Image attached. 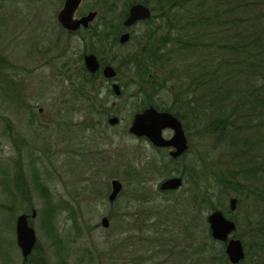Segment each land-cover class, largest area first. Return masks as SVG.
Wrapping results in <instances>:
<instances>
[{
	"label": "rangeland",
	"instance_id": "rangeland-1",
	"mask_svg": "<svg viewBox=\"0 0 264 264\" xmlns=\"http://www.w3.org/2000/svg\"><path fill=\"white\" fill-rule=\"evenodd\" d=\"M99 1L81 0L75 17ZM62 3L0 0V53L13 64L3 69L6 81L0 83V264H21L15 238V220L20 213L29 215L28 224L35 230L36 243L30 258L38 264H192V259L198 257L194 248L202 242L203 230L208 226L203 219L214 209L203 211V217L199 211L188 212L189 222L197 219L199 223L194 239L193 232L184 236L185 230L182 234L177 231L179 215L173 207L184 208V200L198 190L197 184L201 185L199 180L195 184L196 177L192 181L193 174H197L195 167L205 159L225 160L226 150L213 148L212 139L203 136L201 124L191 116H187L186 128L184 125L189 149L174 161L167 150L156 149L146 139L127 132L133 114L146 104L125 66L127 53L136 48L134 40L114 46L107 54V58L121 63L117 82L129 81L127 86L121 85L124 94L116 97L109 81H97L102 87L98 97L106 101L108 114L100 118L86 112L88 107L73 97L72 89L65 90L68 81L61 76L64 70L60 62L70 54L49 62L44 53L55 43L57 51H73L69 59L75 61L87 49L77 37L66 41L58 28L41 22L55 18ZM123 3L117 2L115 14ZM147 28L146 23H138L133 26L134 34L139 37ZM170 99L165 90L150 96L158 103L169 104ZM39 109L45 120L52 122L34 131L27 118ZM113 115L119 119L110 125L107 119ZM7 124L18 126L20 130L16 126L13 129L24 136L25 148L13 147L7 138ZM170 133L169 129L163 131L166 137ZM37 135L38 141L34 140ZM29 142L39 149L26 147ZM260 146L257 153L264 157V146ZM171 175H181L182 186L170 194L160 191L159 182ZM114 177L122 182V191L110 203L107 195ZM211 192L214 203L219 201L223 206L217 209L230 219L238 217L236 231L231 234L236 237L245 229L243 216L249 201L237 203L230 211L229 199L237 196L228 191L218 195L215 188ZM104 216L109 222L107 227L100 224ZM169 222L175 224L173 230ZM170 237L179 244L173 247L168 242ZM58 238L64 240L63 258ZM183 247L186 255L181 251ZM178 252L182 258H177Z\"/></svg>",
	"mask_w": 264,
	"mask_h": 264
},
{
	"label": "trees",
	"instance_id": "trees-1",
	"mask_svg": "<svg viewBox=\"0 0 264 264\" xmlns=\"http://www.w3.org/2000/svg\"><path fill=\"white\" fill-rule=\"evenodd\" d=\"M118 1L100 0L91 9L98 11L97 18L115 19L119 29L132 3L146 4L153 13L145 22L148 28L141 36L132 32L130 40L136 42V48L125 58L136 92L146 101L138 111L152 104L177 115L185 128L187 116H191L201 124L203 136L212 139L213 148L226 150L225 160L205 159L195 167L198 175L194 173L192 181L196 177L195 184L199 180L201 185L197 184L198 190L184 200L185 209L173 207L179 215L177 231L182 234L185 230L184 236L193 232L195 239L199 223L195 218L191 224L188 212L199 211L201 217L206 209L222 206L219 201L214 203L213 188L218 195L227 191L234 193L238 204L249 201L243 216L245 229L236 235L243 243L245 257L237 264H264V157L257 153L258 146H264V0H124V7L115 14ZM156 20L160 22L154 26ZM117 37L118 33L111 38L113 44L117 43ZM83 38L90 39L87 52L100 55L102 61V53L109 54L105 46L108 36L104 31H95ZM94 41L99 48L93 46ZM81 60L79 55L77 62ZM65 62L60 67L66 66ZM115 65L118 80L121 63ZM5 66L13 67V64L0 53L1 84ZM61 76L73 81L72 95L84 102V108L88 107L84 109L86 112L98 114L100 118L108 114L104 107L106 101L98 97L102 87L96 82L104 80L99 71L91 74L81 65L78 69H67ZM128 82L120 81V85L127 86ZM162 90L171 98L169 104L150 100L151 95ZM123 94L124 89L120 96ZM231 219L237 228L238 217ZM46 221L50 223L49 219ZM203 222L206 224V218ZM169 225L173 230L175 224L169 222ZM57 241L63 258L64 240ZM168 242L173 247L179 244L174 237ZM218 243L222 246L217 247ZM199 245L194 248L198 257L192 259V264H232L224 243L211 237L208 226ZM181 251L187 254L184 247ZM178 255L177 258H182L179 252Z\"/></svg>",
	"mask_w": 264,
	"mask_h": 264
},
{
	"label": "water",
	"instance_id": "water-1",
	"mask_svg": "<svg viewBox=\"0 0 264 264\" xmlns=\"http://www.w3.org/2000/svg\"><path fill=\"white\" fill-rule=\"evenodd\" d=\"M81 0H65L63 7L58 13V20L63 27L67 29H75L79 25L86 26L92 21L96 15V11H89L79 18H75L74 14ZM152 12L150 8L143 3H133L128 9L127 16L123 21L125 26H131L138 20L150 18ZM129 33L121 35L120 40L124 42L128 39ZM85 67L91 73L96 72L99 67L97 57L93 53H88L84 56ZM102 74L105 78L111 79L113 94L120 96V86L115 80L116 70L111 65H106ZM118 117L113 115L107 119V123L114 125L118 121ZM172 130V135L165 138L162 135L163 130ZM128 132L139 137H145L154 146L172 148L169 155L172 158L181 156L188 149V140L185 135L182 122L172 113L167 111H159L153 106L144 108L141 112L133 115ZM183 180L180 176H174L164 180L159 188L160 190L178 189L182 186ZM121 189V184L117 179L111 181V192L108 196V201L113 202ZM237 198L229 199L231 210L236 207ZM32 217L35 216V210L32 212ZM29 215L21 213L17 216L15 223L16 243L21 250V253L26 257L31 251L36 242V234L33 227L28 224ZM207 223L210 235L216 241L225 243V253L228 260L232 264L239 263L245 257V250L241 239L232 236L231 234L236 229L235 222L226 217L220 209H214L207 215ZM109 224L107 217L101 218V225L107 227Z\"/></svg>",
	"mask_w": 264,
	"mask_h": 264
},
{
	"label": "flooded vegetation",
	"instance_id": "flooded-vegetation-1",
	"mask_svg": "<svg viewBox=\"0 0 264 264\" xmlns=\"http://www.w3.org/2000/svg\"><path fill=\"white\" fill-rule=\"evenodd\" d=\"M64 2H65V0H63V3H62V6L60 7V9L63 7V5H64ZM81 3V2H80ZM135 3H140V2H135ZM133 4V3H132ZM131 4V5H132ZM80 5V4H79ZM146 5V4H145ZM148 6V5H147ZM130 7V6H129ZM149 7V6H148ZM78 8H79V6H78ZM78 8L76 9V11H75V13L77 12V10H78ZM150 8V7H149ZM60 9L56 12V14H55V18H53V19H49V20H41V22L42 23H44L45 25H47V26H52V27H55V28H58V30H59V33H61L62 35H64L65 36V38H66V41L67 40H69L71 37H77L78 39H79V41H81V43L82 44H84V45H86L87 46V49H89L90 47H91V44H90V41L88 40L87 41V39L85 38H83V37H89V34H91V33H93V32H95V31H97V32H100V31H104L105 32V34L107 33V36H108V38H107V41L109 42V43H107V41H106V43H105V46H106V48L107 49H109V52L108 53H110V51H111V49L114 47V46H120V45H123L124 43H126V42H128V41H130V39H131V36H132V32H133V34H134V30H133V26H135L136 24H138V23H145L148 19H150V18H148V19H145V20H138L137 22H135L134 24H132L131 26H125L124 24H123V21L125 20V18L122 20V22H121V28L119 29V27L117 26V21L115 20V19H101V18H97V15H98V11L96 10V9H90V10H88L87 12H89V11H96L97 12V15H96V17L92 20V21H90L86 26H83V25H79L78 27H76L75 29H67V28H65V27H63L62 26V24L60 23V21L58 20V13H59V11H60ZM129 9V8H128ZM151 10V9H150ZM86 12V13H87ZM152 12V11H151ZM86 13H83L82 15H85ZM128 13V12H127ZM82 15H80V16H78V17H75V14H74V17L75 18H79V17H81ZM127 16V15H126ZM94 21H96V22H94ZM118 33V37H117V43H115V44H113L112 43V41H111V38L114 36V35H116ZM124 33H129V37H128V39L126 40V41H124V42H121V40H120V37H121V35L122 34H124ZM135 35V34H134ZM84 40H86V42L84 41ZM54 44V45H53ZM53 44H51L50 45V48L49 49H47L46 51H44V53H45V55H48V56H46L48 59H49V62L50 61H52V60H57V61H59L58 60V58H63V57H65V55L68 53V54H70V56L69 57H71V55H72V53H73V51H67V52H64L65 50H62L61 52L60 51H57V49H56V45H55V43H53ZM68 45H66V47H67ZM93 46L95 47V48H99V44L96 42V41H94V43H93ZM69 47H71V45L69 44V46H68V50L70 49ZM55 48V49H54ZM86 49V50H87ZM88 53H93V52H87V51H84L83 53H81V54H79V55H81L82 56V60H81V62H77V60H75V61H73V60H69L68 61V58L69 57H67V59H65L64 61H66L65 63H67V65L66 66H62L60 69H63L64 70V74L66 73V70L67 69H69V71L73 68V67H75V69H78V67H80L81 65L82 66H84L85 67V63H84V56L86 55V54H88ZM96 57H97V60H98V62H99V67H98V69L96 70V72H98L99 71V73H101V75H102V77H103V79L104 80H107V81H109L110 82V87H111V89H112V80L111 79H107V78H105L104 76H103V74H102V70H103V68L106 66V65H111V66H113L114 68H115V70H116V65H115V63H117L114 59L113 60H111V58L109 59V58H107V57H104L105 55H107V54H105V53H102V57H103V61L101 60V56L100 55H97V54H95V53H93ZM78 55V56H79ZM63 62V61H62ZM62 62L60 63V64H62ZM64 63V64H65ZM7 66H5L4 67V69H7L6 68ZM86 68V67H85ZM86 70H87V68H86ZM88 71V70H87ZM89 73H91L90 71H88ZM96 72H94V73H96ZM7 72H3L2 74H6ZM94 73H91V74H94ZM6 77V76H5ZM3 78V76H2V79H3V81H2V83L4 84L5 83V81L4 80H6V78ZM116 77H117V70H116ZM116 77H115V80H116ZM117 81V80H116ZM72 83H73V81L72 80H68V86H66V88H65V90H67V89H69L70 87H71V85H72ZM118 84H119V86H120V92L122 91V88H121V85H120V83L118 82ZM120 95H121V93H120ZM148 106H153V107H155L154 105H152V104H149ZM147 106V107H148ZM147 107H145V108H147ZM156 108V107H155ZM144 109V108H143ZM142 109V110H143ZM157 110H159V111H167V110H160V109H158V108H156ZM42 109H39V113H36V114H30L29 115V117L27 118V119H29V124L31 123L33 126H34V131H37V130H40L38 127H41V128H43V127H46L45 125H49V123H51L52 122V120H45V116H43V114L41 113L42 111H41ZM141 110V111H142ZM141 111H137V112H141ZM137 112H135V113H137ZM167 112H170V111H167ZM134 113V114H135ZM170 113H172V112H170ZM133 114V115H134ZM173 115H175L174 113H172ZM181 122H182V126H183V129H184V132H185V128H184V123H183V120L182 119H180L177 115H175ZM133 118V117H132ZM9 121V120H8ZM16 126V125H15ZM15 126H13L12 124L10 125V124H7V127H8V129H7V138L11 141V143H12V145H13V147L15 148V149H17V150H20V149H22V148H25V138H24V136H22L21 135V133L19 132V131H15L14 129H13V127H15ZM11 128V129H10ZM16 128L17 129H19L18 128V126H16ZM20 130V129H19ZM166 130V129H165ZM170 130V129H169ZM164 131V130H163ZM171 131V135H172V130H170ZM127 132H128V130H127ZM129 133V132H128ZM129 134H131V133H129ZM131 135H133V134H131ZM162 135H163V132H162ZM170 135V136H171ZM185 135H186V133H185ZM133 136H135V135H133ZM164 136V135H163ZM169 136V137H170ZM38 137H40V135H37V138H36V136H35V138H34V140H37L38 139ZM135 137H137V138H144V139H146L145 137H139V136H135ZM165 138H169V137H166V136H164ZM187 137V136H186ZM147 140V139H146ZM188 140V139H187ZM38 141V140H37ZM151 145H152V147H154V148H156V149H165V150H167V152H168V155H169V151L172 149V148H165V147H157V146H154L149 140H147ZM188 145H189V143H188ZM26 147H28L29 149H37L38 147H36L35 145H30V142H29V145H27ZM39 149V148H38ZM188 149H189V146H188ZM188 149L183 153V154H181V156H179V157H177V158H172V157H170L171 159H173V160H176V159H179V158H181V157H183V155L188 151ZM170 156V155H169ZM174 176H180L181 178H182V176L181 175H171V176H168V177H165L162 181H160L159 182V186H160V184L164 181V180H166L167 178H170V177H174ZM113 179H117L119 182H120V184H121V189H120V191L118 192V194H117V196H116V198H115V200L119 197V195H120V193H121V191H122V182L118 179V178H112V179H110V191H109V193H108V195H107V197L109 196V194H110V192H111V181L113 180ZM182 180H183V178H182ZM159 186H158V188H159ZM179 189V188H178ZM178 189H171V190H160V188H159V190L160 191H172V192H174V191H177ZM114 200V201H115ZM110 203H113V202H110ZM229 203V202H228ZM236 204H237V202H236ZM229 209H230V206H229ZM21 214V213H20ZM16 219H17V217H16ZM15 223H16V220H15ZM100 224H101V222H100ZM15 238H16V236H15ZM36 243V242H35ZM16 245H17V243H16ZM34 246H35V244H34ZM34 246H33V248H34ZM17 248L20 250V248L18 247V245H17ZM33 248H32V251H33ZM32 251L26 256V257H24L23 255H22V253H21V250H20V253H21V256H22V258H21V264H25V262L26 261H29L30 262V264H38V262H37V260H35V259H33V258H30V257H32L31 255V253H32Z\"/></svg>",
	"mask_w": 264,
	"mask_h": 264
}]
</instances>
